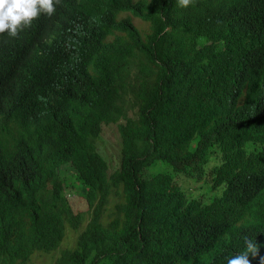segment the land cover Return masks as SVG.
Instances as JSON below:
<instances>
[{
	"label": "trees",
	"instance_id": "trees-1",
	"mask_svg": "<svg viewBox=\"0 0 264 264\" xmlns=\"http://www.w3.org/2000/svg\"><path fill=\"white\" fill-rule=\"evenodd\" d=\"M80 6L40 58L35 34L6 35L35 84L18 109L0 101V264H35L80 230L76 193L90 219L51 264H227L245 236L264 249V0H61L40 35Z\"/></svg>",
	"mask_w": 264,
	"mask_h": 264
},
{
	"label": "clouds",
	"instance_id": "clouds-1",
	"mask_svg": "<svg viewBox=\"0 0 264 264\" xmlns=\"http://www.w3.org/2000/svg\"><path fill=\"white\" fill-rule=\"evenodd\" d=\"M61 0H0V71L4 77H11L20 86V90L14 92L9 86L4 84V89L0 96L3 108L18 109L22 107V98L18 94H23L24 98L30 97V86L34 87L35 79L31 68L27 64L16 62L19 46L18 39L7 40L6 35L18 38L19 34L34 35L30 44V58H40L44 55V42L46 36L55 32L59 39H67L75 32L74 23L85 10L80 6L66 13L57 19L56 23L48 28V33L40 35L44 21L39 19L41 14L48 17L54 15L56 7ZM194 0H178V6L187 8ZM57 5V6H56ZM0 87L2 83L0 82ZM42 86L36 89V95L40 93ZM8 117L0 114V124L7 123ZM119 166V165H118ZM245 248L227 258V264H256L264 258V249L257 248V245L247 236L243 237ZM251 254V257H250Z\"/></svg>",
	"mask_w": 264,
	"mask_h": 264
},
{
	"label": "rangeland",
	"instance_id": "rangeland-1",
	"mask_svg": "<svg viewBox=\"0 0 264 264\" xmlns=\"http://www.w3.org/2000/svg\"><path fill=\"white\" fill-rule=\"evenodd\" d=\"M118 142L119 132L117 126L115 124L105 125L98 145L100 152L109 162L110 171L117 168L120 164V156L117 147ZM154 168L160 169L161 166L151 167V169ZM70 191H72V188ZM71 203L76 211L84 213L85 218L80 226V230H82L90 219V211L87 201L84 196L76 193L72 194ZM80 230H73L71 227H68L65 240L62 242L60 247L51 253H38L35 256V264H51L54 259L60 255L63 248L74 246Z\"/></svg>",
	"mask_w": 264,
	"mask_h": 264
}]
</instances>
